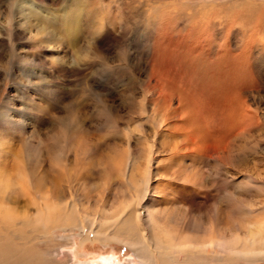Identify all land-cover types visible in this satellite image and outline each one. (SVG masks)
Returning <instances> with one entry per match:
<instances>
[{
	"label": "rangeland",
	"instance_id": "obj_1",
	"mask_svg": "<svg viewBox=\"0 0 264 264\" xmlns=\"http://www.w3.org/2000/svg\"><path fill=\"white\" fill-rule=\"evenodd\" d=\"M17 1L0 0V106L9 95L6 114L11 113L6 116L7 127L0 123V132L8 145L9 163L14 159L27 163L33 176L44 183L45 198L55 213L130 219L137 203L135 190L112 165L130 155L129 176L138 183L153 162L151 186L159 195L151 202V213L169 208L179 212L184 221L181 232L194 233L196 223L205 222L209 213H224L229 200L241 205L248 200L256 218L251 222L257 224L259 219L264 234V0H81L83 11L75 0H28L36 15L26 28H18L23 21L14 14ZM146 18L148 22H143ZM193 19L204 28L215 26L211 32L217 47L227 44L231 29L244 35L256 33L258 42L252 43L259 57L257 76L254 81L251 75L246 77L254 95L249 103L256 123L247 135L230 143L232 159L215 162L193 155L178 163L179 157H169L159 148L149 162L151 107L142 91L145 63L150 60L147 47L168 50L167 70L175 83L189 89L188 99L199 101L194 107L204 119L216 124L220 118L212 104L217 91L208 75L195 76L191 64L182 61L190 47L184 25ZM255 24L260 26L253 30ZM63 135L70 143L61 149ZM31 149H38V158L30 159ZM30 192L5 195L8 212L15 221L25 222L18 227L21 246L13 245L25 264H57L56 253L50 254L53 250L74 252L75 264L107 258L118 264H142L128 247L93 237L83 241V232L73 228H52L45 235L39 228L42 203ZM140 213L146 215L144 208ZM4 217L0 211V221ZM215 255L214 251L195 254L193 264L213 259L221 263ZM233 264H264V256L251 263L237 259Z\"/></svg>",
	"mask_w": 264,
	"mask_h": 264
},
{
	"label": "bare ground",
	"instance_id": "obj_2",
	"mask_svg": "<svg viewBox=\"0 0 264 264\" xmlns=\"http://www.w3.org/2000/svg\"><path fill=\"white\" fill-rule=\"evenodd\" d=\"M75 1L78 2L79 9L83 11L82 1ZM15 5L17 9L14 14L23 21L18 28L31 26L30 18L32 15H36V7L28 0H18ZM87 14L89 13L86 12ZM157 19L156 15L152 21L156 22ZM54 22L59 24L57 20ZM143 22H148V19H143ZM259 26L260 24H255L253 30ZM184 27L190 34L186 39L190 43V47L185 49L187 55L184 52L183 64H191L189 66L195 76L208 75V80L217 91V97L212 104L220 113V118L216 124H213L210 119H204L200 111L194 107L200 105L199 101H191V97L188 99L185 94L189 89L175 83L172 71L167 70L171 57L168 50L161 52L153 45L147 47L150 60L145 63L144 76L146 79L145 82L143 81L142 91L143 97L151 107L148 117L152 130L151 149L148 153L149 162L154 160L159 148L160 151L167 152L169 157H179L178 163H186L184 157L193 155L211 157L215 162L232 159L234 156H230L228 150L230 143L247 135L256 123L249 103L254 95L249 90V81L246 79L248 75H251V79L254 81V76L255 79L257 76L256 68L259 65V57L258 52H254L252 43L258 42L256 33L250 31L244 35L245 32L231 29L233 31H228L230 39L227 40V44L217 47L216 38L211 32L214 25L209 26L210 29L209 27L204 28L205 26L201 22L193 19L186 21ZM10 34L17 37V33L10 31ZM147 36V42L150 43L148 29ZM243 44L246 46L242 47ZM18 60L16 59V64H19ZM106 75L107 79H103L109 82L111 73ZM8 96L0 106V123H5L6 127L9 125L6 116L8 118L11 115V113L6 114V111L10 109L7 108ZM144 105L147 106L143 100V109L145 110ZM158 106L161 108L160 111L156 110ZM158 140H163L160 145L157 143ZM60 143L58 145L63 149L70 142H67L63 135ZM7 146L5 137L0 132V211L6 219H9L7 223H4L6 219L4 222L0 221V264H25L23 256L21 257V254L13 248L17 242L21 246L18 227L23 226L25 222L15 221L14 215L12 216L8 212L5 206V195L12 192L31 193L32 190L42 203V219L39 220L43 223L39 228L44 230L45 235L52 228H73L83 232V241L93 237L98 238L104 244L115 243L128 247L142 264H193L195 254L210 255L213 251L216 252V255L218 253L217 257L222 259L221 263H217L219 260L214 261L213 259L210 263L200 262L199 264H233L237 259L251 263L256 258L264 256V234L261 221L257 219V224L251 222L256 218L252 215L254 208L248 204L247 199H245L247 200L245 201L246 205L229 200L224 213L211 212L205 222L196 223L194 233L181 232L180 228L184 221L183 215L179 212L169 208L160 210L158 214L151 213L154 209L151 207V202L154 197L159 195L151 186L153 162L143 172L142 177L137 179L141 182L138 183L131 175L129 176L133 158L130 155L127 157L124 155V161L120 160L121 164L113 163L112 165L116 170L124 173L127 185L135 190L137 203L130 219H124L122 216L112 218L111 214L100 216L96 220L90 219L88 216L55 213L50 201L45 198L47 191L42 180L33 176L27 163L23 164L17 159H14L12 164L9 163L10 154ZM29 151L32 152L31 155L28 154ZM29 151L27 154L30 159L39 157L38 149ZM60 153L61 150L55 156ZM227 162L229 161L227 160ZM161 168L162 166L157 167L159 173L162 172ZM239 187L241 188V186ZM251 193L249 192V194ZM231 194L233 195V192ZM238 197L240 200L242 196ZM248 197L250 196L248 195ZM141 208H144L146 215H141ZM119 221H121L120 224H118ZM85 229L89 231L90 235L85 234ZM247 241H250V244ZM51 253H56L53 261H56L57 264H75L74 252L63 253L53 250L50 251ZM77 264L118 263L112 258H107L98 262Z\"/></svg>",
	"mask_w": 264,
	"mask_h": 264
}]
</instances>
